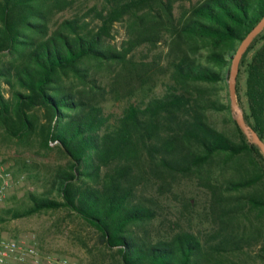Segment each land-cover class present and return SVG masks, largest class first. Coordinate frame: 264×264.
Returning a JSON list of instances; mask_svg holds the SVG:
<instances>
[{
  "label": "trees",
  "instance_id": "16d2710c",
  "mask_svg": "<svg viewBox=\"0 0 264 264\" xmlns=\"http://www.w3.org/2000/svg\"><path fill=\"white\" fill-rule=\"evenodd\" d=\"M81 1L0 0V127L17 144L55 142L65 159L11 217L65 209L119 264H239L253 248L264 264V155L211 118L230 109L232 61L264 0H188L179 14L180 0H93L57 18ZM243 74L245 119L264 141V31L241 60L237 93ZM183 182L207 196L205 237L162 216Z\"/></svg>",
  "mask_w": 264,
  "mask_h": 264
},
{
  "label": "rangeland",
  "instance_id": "374dc122",
  "mask_svg": "<svg viewBox=\"0 0 264 264\" xmlns=\"http://www.w3.org/2000/svg\"><path fill=\"white\" fill-rule=\"evenodd\" d=\"M95 3L96 1L93 0H82L75 10L60 13L57 18L60 20L70 18L76 11L85 12ZM181 4L189 6L190 1H178L177 14L180 12ZM113 34L115 39L112 43L120 45L126 39V23H116ZM245 90L246 77L243 74L239 81L237 96L238 104L244 114L247 111ZM223 102L230 104V109L223 113H212V122L219 130L238 141L239 131L231 107L229 78L226 90L223 91ZM122 108L123 103L109 104V109L113 113H120ZM51 148L41 150L38 144L26 146V144L12 142L0 127V161L9 167L13 177V184L0 206V218L6 219L0 220V239L18 241L24 248L35 247L43 257L67 258L70 264H119L120 257L116 249L108 248L95 228L65 209L24 218L11 217L13 212L23 211L31 204L29 192L43 193L45 191L44 177L51 174L58 165L65 163L58 148L56 146ZM206 202L207 196L203 190L194 183L183 182L175 195L171 194L164 199L162 216L167 220V225L176 230L195 231L205 237L211 220L205 217ZM187 203L188 207H186ZM257 250V248L251 249L248 254L237 259V263L263 264L257 258ZM5 264L34 263L31 259L21 262L10 257Z\"/></svg>",
  "mask_w": 264,
  "mask_h": 264
},
{
  "label": "water",
  "instance_id": "95a60500",
  "mask_svg": "<svg viewBox=\"0 0 264 264\" xmlns=\"http://www.w3.org/2000/svg\"><path fill=\"white\" fill-rule=\"evenodd\" d=\"M264 31V17L262 20L250 31V33L246 36V38L241 42L240 46L237 49V52L233 58L231 71L229 75V92H230V100L231 107L234 113V117L237 125L242 130L246 138L251 144L256 145L262 154L264 155V141L260 138L258 133L250 126L245 119V115L243 110L238 104V96H237V81L240 70L241 60L249 49L255 38L260 35Z\"/></svg>",
  "mask_w": 264,
  "mask_h": 264
},
{
  "label": "built area",
  "instance_id": "2783aa9c",
  "mask_svg": "<svg viewBox=\"0 0 264 264\" xmlns=\"http://www.w3.org/2000/svg\"><path fill=\"white\" fill-rule=\"evenodd\" d=\"M55 144V142H50L51 146ZM12 184L13 177L9 167L0 161V206ZM10 257L21 262L31 259L34 264H70L67 258L43 257L35 247L24 248L18 241L0 239V264H5Z\"/></svg>",
  "mask_w": 264,
  "mask_h": 264
}]
</instances>
